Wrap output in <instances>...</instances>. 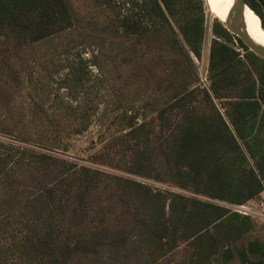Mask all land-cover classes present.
Masks as SVG:
<instances>
[{
	"label": "trees",
	"instance_id": "1",
	"mask_svg": "<svg viewBox=\"0 0 264 264\" xmlns=\"http://www.w3.org/2000/svg\"><path fill=\"white\" fill-rule=\"evenodd\" d=\"M112 3L117 15L102 24L106 34L101 43L113 67L110 83L102 91L104 101L116 106L111 122L123 130V119L117 115L126 117L129 130L111 137L108 145L121 138L126 143L134 140L133 160L148 165L147 172L135 167V173L230 204L260 198L264 59L219 21L208 28L204 0ZM246 3L264 28L260 4ZM69 6V0H0V79L4 83L15 77L13 59L21 51L71 27ZM203 56L208 88L200 86L193 59ZM118 66L126 72L122 85L115 82L121 78ZM138 106L146 114L140 123L132 113ZM182 148L189 149L185 156L208 150L204 164L218 170L216 190L181 179ZM39 172L29 167L17 176V184L44 185L16 205L23 229L6 249L12 254L6 263L264 264V241L244 237L253 228L249 218L220 204L153 191L88 166L58 177L69 183L63 192L58 179ZM13 183L0 193L2 216L14 211L11 202L21 192L11 190L16 187ZM180 249L185 256L176 262L174 254ZM6 251L0 253L2 264Z\"/></svg>",
	"mask_w": 264,
	"mask_h": 264
},
{
	"label": "rangeland",
	"instance_id": "2",
	"mask_svg": "<svg viewBox=\"0 0 264 264\" xmlns=\"http://www.w3.org/2000/svg\"><path fill=\"white\" fill-rule=\"evenodd\" d=\"M100 3H95V0H69L71 27L21 51L19 58L13 59L15 77H9L7 83L0 79V193L12 181L16 187L11 186V190L15 188L21 191L11 202L14 211L6 216L0 214V253L6 251L11 241L18 239L23 229L16 212L21 202L26 196L35 195L44 185L41 182L36 185L35 181L22 182L28 184L23 188L22 184H17V176L29 167L40 170L39 173L45 171L58 179L72 169L88 166L164 194L175 192L224 207L228 204L159 181L147 174L133 172L135 167L141 172L148 171L146 161L137 164L133 160L134 140L126 143L125 138H121L108 145L111 137L125 133L129 128L125 127L128 118L119 114L116 117L123 119V130L111 122L116 106L113 108L103 97L102 90L104 85L110 83L113 64L109 57H105L106 45L102 46L101 37L106 30L103 32L101 29L104 22H111L114 16L116 18L118 10L112 0H101ZM205 9L208 28L212 27L214 21L223 22L217 15L212 17ZM193 59L200 75L207 65L206 57ZM24 60L27 63L20 65L19 61ZM118 69L121 78L115 82L122 85L126 72L120 70L119 66ZM3 89L5 93H2ZM133 110L137 123L142 122L146 117L144 109L138 106ZM188 150L182 148L180 152L181 179L210 191L216 190L214 180L218 170L208 169L204 164L208 150L199 149V156L197 153L185 156ZM68 184L67 180L62 181L58 188L65 192ZM56 196L60 197L61 194L57 192ZM263 197L264 191L260 198L247 202L251 205ZM56 203L61 202L56 200ZM246 217L253 228L246 231L244 237H257L264 241V219L250 215ZM181 250L174 254V261L179 262L184 258ZM10 252V249L6 251L3 264H9L6 262L12 256Z\"/></svg>",
	"mask_w": 264,
	"mask_h": 264
},
{
	"label": "water",
	"instance_id": "3",
	"mask_svg": "<svg viewBox=\"0 0 264 264\" xmlns=\"http://www.w3.org/2000/svg\"><path fill=\"white\" fill-rule=\"evenodd\" d=\"M256 1L260 4L262 12L264 14L263 2L261 0ZM245 6H247L246 0H234L233 5L229 9L225 20L220 23L230 34L236 36L242 42V44L247 47L248 50L253 52L258 57L264 59V46L256 43L245 30L242 18ZM260 26L264 30L261 22Z\"/></svg>",
	"mask_w": 264,
	"mask_h": 264
},
{
	"label": "bare ground",
	"instance_id": "4",
	"mask_svg": "<svg viewBox=\"0 0 264 264\" xmlns=\"http://www.w3.org/2000/svg\"><path fill=\"white\" fill-rule=\"evenodd\" d=\"M209 14L217 15L223 21L233 5L234 0H204ZM243 23L248 35L258 44L264 46V30L260 26V19L256 13L247 5L243 11Z\"/></svg>",
	"mask_w": 264,
	"mask_h": 264
},
{
	"label": "built area",
	"instance_id": "5",
	"mask_svg": "<svg viewBox=\"0 0 264 264\" xmlns=\"http://www.w3.org/2000/svg\"><path fill=\"white\" fill-rule=\"evenodd\" d=\"M200 86L208 88L209 82L207 79L206 68L203 70V73H200ZM226 207L231 212H236L245 216H253L264 219V197L260 201H253L251 205L248 202L242 204H230L228 203Z\"/></svg>",
	"mask_w": 264,
	"mask_h": 264
}]
</instances>
